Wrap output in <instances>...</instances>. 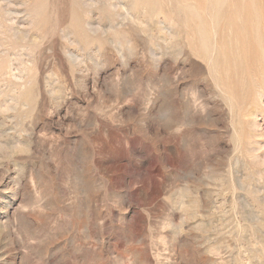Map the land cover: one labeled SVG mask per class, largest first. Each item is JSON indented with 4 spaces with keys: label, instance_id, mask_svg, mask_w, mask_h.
<instances>
[{
    "label": "rangeland",
    "instance_id": "374dc122",
    "mask_svg": "<svg viewBox=\"0 0 264 264\" xmlns=\"http://www.w3.org/2000/svg\"><path fill=\"white\" fill-rule=\"evenodd\" d=\"M0 264H264V0H0Z\"/></svg>",
    "mask_w": 264,
    "mask_h": 264
},
{
    "label": "bare ground",
    "instance_id": "6f19581e",
    "mask_svg": "<svg viewBox=\"0 0 264 264\" xmlns=\"http://www.w3.org/2000/svg\"><path fill=\"white\" fill-rule=\"evenodd\" d=\"M141 1V0H140ZM235 9V8H234ZM232 12V11H231ZM230 12V13H231ZM242 15V14H241ZM241 20V19H240ZM230 23V22H229ZM221 30H222V28H221ZM218 39V38H217ZM220 40V39H219ZM235 41V40H234ZM248 41V40H247ZM220 44V43H219ZM222 48V47H221ZM233 50V49H232ZM240 53V52H239ZM211 60V59H210ZM217 63V62H216ZM233 65V64H232ZM234 66V65H233Z\"/></svg>",
    "mask_w": 264,
    "mask_h": 264
}]
</instances>
